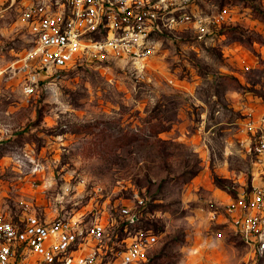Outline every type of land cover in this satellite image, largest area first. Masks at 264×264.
Listing matches in <instances>:
<instances>
[{
	"label": "rangeland",
	"instance_id": "374dc122",
	"mask_svg": "<svg viewBox=\"0 0 264 264\" xmlns=\"http://www.w3.org/2000/svg\"><path fill=\"white\" fill-rule=\"evenodd\" d=\"M19 1L0 0V217L111 223L131 207L157 240L141 264H264L226 213L262 182L264 0H185L226 19L168 32L141 63L81 59L29 95Z\"/></svg>",
	"mask_w": 264,
	"mask_h": 264
},
{
	"label": "built area",
	"instance_id": "2783aa9c",
	"mask_svg": "<svg viewBox=\"0 0 264 264\" xmlns=\"http://www.w3.org/2000/svg\"><path fill=\"white\" fill-rule=\"evenodd\" d=\"M185 0H20L18 14L29 35L27 59L37 66L27 77L25 94L37 78L54 74L77 61L94 57L141 63L156 51L168 32L192 24L205 34L223 23L215 16L182 12ZM53 72V73H52ZM262 181L226 205L241 241L254 255L264 254V127L250 147ZM263 179V180H262ZM259 180V181H260ZM95 192H100L96 188ZM141 206L142 200H137ZM131 207H122L103 222L65 216L47 220L24 214L18 221L0 217V264H141L156 236L136 226ZM116 226L118 233L110 235Z\"/></svg>",
	"mask_w": 264,
	"mask_h": 264
}]
</instances>
